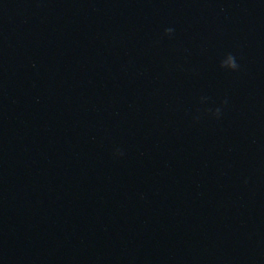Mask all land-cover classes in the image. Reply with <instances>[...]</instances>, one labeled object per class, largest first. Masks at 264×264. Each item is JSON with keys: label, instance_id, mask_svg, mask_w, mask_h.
Listing matches in <instances>:
<instances>
[{"label": "clouds", "instance_id": "clouds-1", "mask_svg": "<svg viewBox=\"0 0 264 264\" xmlns=\"http://www.w3.org/2000/svg\"><path fill=\"white\" fill-rule=\"evenodd\" d=\"M174 28H166L165 29V35H168V36H172L173 33H174ZM222 68H225V69H229L231 71H238L240 69V65L237 63V60H236V57L232 54V53H228L227 54V60H222L221 61V65H220ZM225 104H227V100L224 101ZM211 111V110H209ZM214 115L219 118L220 115H221V109L220 108H217L215 110V113ZM119 155H123L122 152H118Z\"/></svg>", "mask_w": 264, "mask_h": 264}]
</instances>
